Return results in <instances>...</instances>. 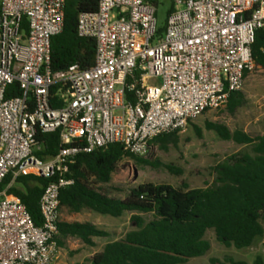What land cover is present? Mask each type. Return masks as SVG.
Segmentation results:
<instances>
[{
	"label": "built area",
	"instance_id": "2783aa9c",
	"mask_svg": "<svg viewBox=\"0 0 264 264\" xmlns=\"http://www.w3.org/2000/svg\"><path fill=\"white\" fill-rule=\"evenodd\" d=\"M172 3L158 37L150 0H99L96 12L80 14L77 28L80 38L96 42L93 67L55 73L51 41L63 32L66 0H0V187L9 175L12 183L51 180L39 201L41 226L0 190V264H55L60 193L74 184L66 175L77 155L120 144L145 156L154 139L225 107L258 69L252 45L264 27V0ZM136 70L141 90L127 85ZM40 130L60 133L56 156H37Z\"/></svg>",
	"mask_w": 264,
	"mask_h": 264
},
{
	"label": "trees",
	"instance_id": "16d2710c",
	"mask_svg": "<svg viewBox=\"0 0 264 264\" xmlns=\"http://www.w3.org/2000/svg\"><path fill=\"white\" fill-rule=\"evenodd\" d=\"M99 0H66L63 32L51 41V68L53 72L67 71L79 64L83 69L93 67L96 42L78 36L80 14L96 12ZM172 8L168 16L173 12ZM165 27L158 31L162 37ZM252 56L258 68L264 70V27L257 30L252 45ZM141 73L136 70L127 79V85L142 89ZM17 85L7 92V98L15 94ZM135 93L127 92L126 100L134 102ZM243 104L241 92L232 93L226 105L234 113ZM207 129L216 132L226 141L250 147V152L228 157L214 168L216 178L212 186L189 189L174 188L165 184H143L129 191L124 199H113L93 188L90 180L106 184L120 163L130 158L139 164H150L141 157L124 150L120 144H112L92 153H80L75 157L67 178L74 184L60 193L61 209L73 213L91 210L98 214L121 218L131 213L130 221L135 229L121 239L110 242L95 253L88 264H191V259L205 256L210 243L205 240L209 230L215 232L217 241L227 247L243 250L251 247L257 238L264 236V135L252 137L225 126L207 123ZM198 131V128L195 127ZM178 133H168L154 139L164 150L177 145ZM37 142L42 144L41 158L56 156L60 149V133L38 131ZM151 145V146H152ZM170 172L180 173L173 166L161 165ZM9 175L0 187L8 196L19 199L28 209L36 226L42 225L39 201L43 189L51 180L41 177H18L14 183ZM150 215L151 219H147ZM60 247L68 238H77L87 246H94L92 239L107 237L108 233L90 223L59 224ZM219 261L212 260L211 264ZM230 264H246L229 259ZM254 264H264L257 257Z\"/></svg>",
	"mask_w": 264,
	"mask_h": 264
},
{
	"label": "rangeland",
	"instance_id": "374dc122",
	"mask_svg": "<svg viewBox=\"0 0 264 264\" xmlns=\"http://www.w3.org/2000/svg\"><path fill=\"white\" fill-rule=\"evenodd\" d=\"M157 5V22L165 26L168 12L173 8L172 0H150ZM243 104L234 113L223 107L210 111L193 119L185 130L178 133L177 145L168 146L167 150L159 144H153L150 151L141 158L150 164H139L133 159H124L113 173L109 183L99 184L94 179L90 182L97 191L113 199H124L130 190L143 184H165L174 188L189 189L212 186L216 178L214 168L228 157L250 152V147L226 141L207 129V123L225 126L231 133L240 131L252 137L264 135V70L256 69L245 81L242 90ZM198 128V131L195 129ZM161 165L173 166L177 171L170 172ZM132 214L126 213L121 218L98 214L91 210L73 213L68 209L60 210V221L65 223H90L108 233L107 237L93 238L94 246H87L77 238L66 239L61 248L59 264H88V260L105 245L117 241L135 229L130 221ZM151 219L150 215H146ZM264 225V223H263ZM211 248L200 258L191 259V264H230L229 259L246 264H254L257 257L264 260V236L257 238L254 244L246 249L237 250L221 245L215 232L209 230L205 235Z\"/></svg>",
	"mask_w": 264,
	"mask_h": 264
},
{
	"label": "crops",
	"instance_id": "0c3cea01",
	"mask_svg": "<svg viewBox=\"0 0 264 264\" xmlns=\"http://www.w3.org/2000/svg\"><path fill=\"white\" fill-rule=\"evenodd\" d=\"M60 247V246H59ZM61 248L62 247H60V252H61ZM59 252V256H58V259L56 260V262H55V264H59V261H60V257H61V253Z\"/></svg>",
	"mask_w": 264,
	"mask_h": 264
}]
</instances>
